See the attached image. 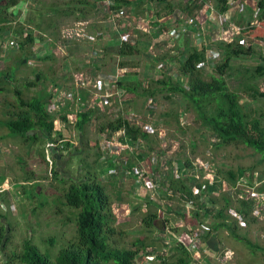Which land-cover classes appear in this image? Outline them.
I'll use <instances>...</instances> for the list:
<instances>
[{
  "label": "rangeland",
  "instance_id": "1",
  "mask_svg": "<svg viewBox=\"0 0 264 264\" xmlns=\"http://www.w3.org/2000/svg\"><path fill=\"white\" fill-rule=\"evenodd\" d=\"M30 1L28 0L24 6L18 4L13 9V13L18 14V11L22 9L20 16L23 18L25 9L26 11L29 8L39 10L45 8V6L42 7L44 3L55 2L63 9L66 8L65 5L74 6L73 3L76 2V0ZM230 1L234 5L229 13L219 14L215 4L205 3L212 8L200 6L194 17L196 25H186L190 28L183 37L168 39L167 35L162 37V34H159V37L153 38L151 45L139 44L137 53L131 57L119 59L110 49L114 46L109 47L104 55L95 54L103 51L100 47L104 43L107 45L108 41L102 40L100 46L97 45L99 47L95 46L94 50H91V47L82 41L87 39H74L72 30L69 29L78 28L81 23L74 25L72 18L64 17L57 20L59 35L55 37L56 40L49 36L52 30L39 32L33 25L24 26V33L31 32L35 40L32 45L20 47L17 44V36L13 34L14 28H17L16 25L13 24V28H8L9 24L2 20L7 16L9 19L10 11H2L0 17L2 18L0 20V224L6 229V239H3L0 246V262L11 260L10 264H18L15 256L21 252L23 241L26 239H29L40 252L47 253L53 259L62 249L75 242L76 211L65 205L64 195L71 181H79L85 171L86 162L93 169L95 167L98 179L102 180L112 201L111 212L115 217V245L129 248L137 238H144L145 243H151L150 247L145 249L150 254L137 258L135 264H161L157 256L164 258L167 262H175L178 258L174 255V246L177 242L189 244L193 234L197 237L198 244L197 249L191 251L193 258L191 264H264V198H261L264 197V190H262L264 159L259 152L240 144L220 146L216 138L210 135L209 130L195 122V116L186 113L180 102H176L175 97L168 92L155 96L152 100L155 106L152 105V101H150L151 104L146 103L148 102L146 100L150 98L128 94L127 102L122 109L117 104L119 112L116 111L115 114V110L108 108L109 111L105 114L106 119L109 120L119 117L121 110L135 115L138 122L130 123L139 126L144 133L149 134V141L152 142L149 147L145 141H140L141 145L137 147L140 150L139 155H134L137 154V150L131 153L134 146L125 143H120L118 148L113 147L114 149L109 151L107 146H112L111 142L113 145L118 144L117 140L122 132H116L112 139L105 140L106 136L98 133L96 119L95 124L89 123L83 131L78 130L75 127L74 111H77V108L73 109L66 100L69 95L66 90L73 78H81L84 75L86 77V74L91 77L90 73L93 70L114 73L116 69L122 68L120 65L122 61L127 62L131 70L130 79L139 82L142 89L151 87L149 81L159 78V72L155 73L149 62V57L153 54H170L173 63L165 62L171 68H168L169 70L164 74L167 77L177 74L179 77L182 59L178 56V51L183 52V49H187V45L191 41L193 43L198 35L200 41L203 43L204 40L208 45L216 41L223 31H228V36L232 35L233 39L241 36L242 40L259 46L260 42L256 39L260 38V41H264V20L258 17L256 0ZM107 2L109 3L110 0H105V3ZM4 3L0 0V5ZM99 6L101 5L95 4L92 10L93 16L85 26L91 22L92 31L108 33L109 38H106L109 41L111 39L110 42L119 38L117 31L121 33L126 28L130 32L131 30L135 32L134 25L137 23L141 31H146L149 29L150 22L156 19L150 13L148 18L143 16L144 18L135 20V16L125 9L127 11L125 22H129L122 25L123 27L119 24L114 27L104 18L103 13L106 15L109 13L107 8L104 9L107 6H102L104 8L101 10ZM248 6L254 11L252 21L250 20L253 23L250 22L249 25L243 21L250 18V12L246 10ZM182 13L175 18L176 21L173 22L175 27L183 26L187 14ZM202 17L207 19L206 22L200 23ZM111 18L115 17L110 15ZM159 20L168 24L169 18ZM76 31L84 32L83 29ZM247 36L250 38H244ZM63 37L68 42H64ZM160 41L164 44L156 49L154 44ZM121 44L120 41L119 45ZM210 54H208V60L214 58V53ZM47 56L51 58L44 59ZM23 58H26V63L21 62ZM219 62L216 63L214 60L213 65H208V68L215 67ZM260 62L259 56L233 61L232 79L227 82L229 87L237 88L240 82L248 77V71H254ZM11 71L14 72L13 79L7 80L3 73ZM36 74L40 77L38 81L35 79ZM256 83L259 87L263 85L264 77L257 79ZM14 90L21 92V99L25 101L43 97L45 94L52 96V100L48 103L54 100L55 108L48 107L51 104H46L45 110L51 111L49 116L54 118L55 131H59L64 140L70 141V145L61 150L62 155H59L57 159L54 160L52 153H49L47 146L52 144L46 143L41 132H36L39 138L37 141L27 142L19 137L10 136L8 130L1 125L11 118L13 112H17L18 98ZM75 90L74 85L71 93ZM167 97L171 100H166ZM85 100L88 104L95 101L91 95H87ZM244 101H247V98H244ZM255 106L259 114L264 112V100H260ZM176 113L182 115L179 118L180 125L174 117ZM98 114V116L102 115L99 112ZM64 115L69 116V122L63 121ZM99 121L106 122L103 116ZM54 136L56 137L55 133ZM72 147L79 148L70 150ZM102 150L108 152L107 157L95 163L97 151L102 153ZM119 157L123 160L130 158L134 163L128 169L130 171H126V177L122 182L119 171L124 164L119 161ZM237 167L246 170L244 171L246 176L238 177L235 185H232L228 171L235 172ZM53 169L59 171L58 179L53 177ZM184 170L186 175L183 178L190 177L189 186L197 195L201 194L198 185L204 186L202 182L207 180L205 173H211L208 175L211 181L206 182L209 185L217 183L216 190H207L209 195L202 196L201 202L209 205L207 211L211 214L223 206L222 196L228 195L227 198L231 203L228 206L230 221L237 220V234L246 236L255 247L234 239L224 228L216 232L217 239H211L213 242H204L201 234L204 233L205 224L202 223V216L200 219L197 218V208L194 203L182 199L180 194H173L170 191L165 193L168 190L165 187H169L175 178L181 177ZM148 194L149 197L146 196ZM209 196L213 197V202L208 199ZM242 199L252 204V213L248 220H241L236 213V207L239 208L237 200ZM151 202L158 204L160 208ZM149 211H156L158 214L159 220L156 221V226L157 223L161 224L160 220H165V223L170 222V225L178 232L162 230L159 227L143 229L141 218ZM200 212H202L201 209Z\"/></svg>",
  "mask_w": 264,
  "mask_h": 264
},
{
  "label": "trees",
  "instance_id": "2",
  "mask_svg": "<svg viewBox=\"0 0 264 264\" xmlns=\"http://www.w3.org/2000/svg\"><path fill=\"white\" fill-rule=\"evenodd\" d=\"M1 1L5 3L0 5V17L4 10L10 11V16L9 19L7 16L3 19L0 18V20L6 21L9 24L8 28H13V24L16 25L17 28H14L13 34L17 36V44L20 47L34 43L35 39L31 32L28 30L30 33H24V26L28 25H33L39 32L52 30L49 36L53 37V40H56L59 35L57 33V20L60 17L72 18L73 24L84 23L85 32L93 34V36L96 35L97 32L92 31V24L89 23L88 26H85V24L93 16L92 10L95 8V4L98 3L103 6L105 3V0H76L75 3L71 2L74 6L65 5L66 8L63 9L55 2L44 3L42 7L45 6V8L39 10L29 8L26 11L25 9L26 13L21 18L22 9L18 11V14H14L13 9L18 4L24 6L28 0ZM29 2L31 1L29 0ZM110 2L113 5L109 8L114 13H117L122 8V11L125 13L127 11L131 12L136 19L148 18L150 17V13L156 17L155 21L150 22L149 29L146 31H141L138 25L135 26L134 33L137 36V38L133 37L135 41L130 36L126 42L121 41L122 44L117 47L115 52L119 58L133 56L138 52L137 48L139 44L145 46L151 45L153 38L158 37L159 34H162V37L167 35L168 39H173V37L177 39V36L178 38L183 37L190 27H187L186 32H181L182 27L174 26L173 22L176 21L175 17L177 13L183 12L188 17H193L199 10V8L195 10L197 3L185 4L183 0H110ZM205 2L215 4L216 11L219 14L227 13L232 8V4H230L232 1L230 0H205ZM256 2L257 9L259 10L258 17L260 20H264V0H256ZM246 10L250 12V18L243 20L249 25L254 16V11L250 6ZM171 15L174 16V19H169L168 24L166 22H159V19L167 18ZM244 38L249 39L250 36ZM242 39L241 36H238L231 43L222 42L217 39L206 45V42L203 40L202 43L199 36H197L194 39L195 42L193 41L192 43L191 41L187 45V49H183V52L178 51V56L182 59L179 77L177 74H173L172 77H167L164 74L171 68V66H167L165 63L167 61L172 62L170 54L151 56L149 57L150 65L160 73L158 79L149 81L151 87L142 89L140 83L135 81L134 84H129L128 86H123V83H119L118 87L128 94L150 98L151 101L154 100L156 95L168 92L175 97L176 102H180L179 104L185 109L186 113L195 116V122L199 123L202 128L209 130L210 135L216 138L220 146L225 147L240 144L259 152L264 159V112H260L259 114L255 106L257 102L264 100V84L259 87L256 83L257 79L264 77V53L253 43L251 45L241 44L240 41ZM132 41L135 43H130ZM64 42H68V40L64 39ZM160 44H164V42L160 41L158 44H154V46L156 47ZM210 53H214V58L208 60V54ZM256 56H259V59H261L258 67L252 72L248 71V77L244 78L237 88L231 89L227 82L232 79V62ZM49 58L51 56H47L44 59ZM214 60H216V63L217 61L220 62L215 67L211 66L208 68V65H213ZM21 62L26 63V58H23ZM120 65L124 67L127 65V62L122 61ZM3 75H5L7 80H12L14 72L3 73ZM38 77L36 74L35 79L37 81L40 79ZM14 92L18 98L17 112H13L11 118L1 125L8 130L10 136L19 137L27 142L37 141L39 138L36 132H41L46 143L52 144L51 146H47L49 153H52L51 156L54 160L57 159L59 155H62L61 150L70 145V141L64 140L60 132H55L54 118L49 116L45 110V105L52 100V96L45 94L43 97L39 96L25 101L21 99V92L16 90ZM244 98H247V101H244ZM166 100H171V98L167 97ZM153 102L152 105L155 106ZM95 114L96 111L94 110H86L84 113H79L75 127L83 131L84 127L91 123L92 118H94L93 122L95 123L96 119L98 123V133L104 134L107 138L115 132L123 131L118 141L129 146H134L132 152L138 151L134 155L140 154V150L137 149L141 145L140 141H145L149 147L152 144L149 141V134L144 133L139 126L127 122L123 117L117 116L113 120L105 119L106 122H102L99 121L101 117H97ZM181 116L178 113L174 114L178 125H180L179 118ZM63 121L68 122L66 118H63ZM109 147L113 148V146ZM78 148L72 147L70 150ZM106 154L108 155L107 151H103L102 153L97 151L94 162L97 163ZM118 159L124 164L119 171L120 181L122 182L124 177H126V171L129 172L130 170L128 169L134 163L131 162L130 158L123 160L119 157ZM188 164L190 165L191 163ZM84 165L85 171H83L81 178L77 182L71 181L72 183L65 190L64 195L65 205L76 211L75 242L62 249L58 256L55 257L56 259H53L47 253L40 252L29 239H26L23 241L21 252L15 256L18 264H135L137 258L150 254L145 249L150 247L151 243H145L144 238H137L129 248L115 245V217L111 212L112 201L106 192L105 186L102 184V180L98 179L95 167L93 169L86 162ZM244 171L246 170L240 167H237L235 172L229 170L230 183L235 185L238 177L246 176V172ZM52 172L53 177L58 179L59 171L53 169ZM185 175L184 170L181 177L175 178L169 187H165L168 189L165 193L170 191L173 194H180L182 199H187V202L194 203L197 208V218L200 219L202 216V223L205 224L203 227L204 233L201 234L204 242H213L211 239H217L215 236L216 232L224 228L234 239L255 247L246 236H239L237 234V220L230 221L231 217L228 216V206L231 203L230 199L227 198L228 195L222 196L223 206H220V208L214 210L211 214L209 213L210 211H207V206L209 205L201 202L202 196L209 195L207 190H216L217 183L209 185L206 182L207 180L203 181L204 186L202 184L198 185L201 194L197 195L191 186H189L190 177L183 178ZM262 190H264V187ZM208 199H211L212 202L214 201L211 196ZM237 201L239 202V208L236 207L237 211L235 210L238 213L237 216L241 220H248L252 213V204H249L244 199ZM151 203L160 208L158 204ZM200 209L202 212H200ZM157 220H159V217L156 211H149L141 218V227L143 229L159 227L162 230L178 232V230L170 225V222L165 223V220H160L161 224L157 223L156 226ZM5 233L6 229L0 224V246L3 239H6ZM191 248L192 244L186 245L182 242H177L173 249L175 251L174 255L178 259L175 262H167L164 258L157 256L158 261L161 264H191L193 262ZM10 261L0 262V264H10Z\"/></svg>",
  "mask_w": 264,
  "mask_h": 264
},
{
  "label": "crops",
  "instance_id": "3",
  "mask_svg": "<svg viewBox=\"0 0 264 264\" xmlns=\"http://www.w3.org/2000/svg\"><path fill=\"white\" fill-rule=\"evenodd\" d=\"M180 1H182V0H180ZM196 1H198V0H183V2L185 3V4H191V3H197V6H196V9L195 10H198V8L201 6V5H204V6H207L209 9H211L212 7L211 6H208V5H206L205 3V0H201L199 3L198 2H196ZM104 6V5H103ZM100 8V10H101V8H104V7H102V5L101 6H99ZM206 7V8H207ZM107 7H105L104 9H106ZM107 10H108V8H107ZM108 12H109V10H108ZM230 11H228V13H229ZM105 16H104V18L106 19V22H110L109 24H112L114 27H116V26H118V24L119 25H121V27H123L126 23H128V22H125L124 20H122V19H120V18H117L116 16H115V18H111L110 19V15H109V13H107V15H106V13H103ZM107 17V18H106ZM195 16H193V18H194ZM239 17V16H238ZM135 20H136V17H135ZM206 18H201V20H200V23H203V22H206ZM120 21H121V23H120ZM244 21V20H243ZM87 22H89V20L87 21ZM91 23V22H90ZM77 24V23H76ZM74 25H75V23H74ZM73 25V26H74ZM123 25V26H122ZM136 25H139L138 23L137 24H135L134 25V28H136L135 26ZM123 32H125L124 34H123V32H121L120 33V31H117V34L119 35V38L118 39H115V40H113V42H110L111 41V39H110V41H109V34L108 33H104V32H97V34L96 35H94L93 36V34H90L91 36H93V38H94V40H82L83 42H86L87 44H88V46H90L91 47V50H94V47L95 46H97V45H99L100 46V42L103 40V41H108L109 43H107V45L104 43L103 44V46H101L100 48H101V50H103V51H101V52H98V53H95V54H106V52H107V50L109 49V47H111V46H114V48H110L113 52H112V54H114L116 57H118V59H119V56H117L116 54H115V52H116V49H117V47H119V43H120V41H122L121 40V38H120V36L122 37V36H124V35H127L128 37L127 38H130V37H136L137 38V36H135V33L131 30V32L130 31H128L126 28L124 29V30H122ZM130 36V37H129ZM215 36H217L216 34H215ZM106 37H108V38H106ZM159 37V36H158ZM105 39V40H104ZM120 39V40H119ZM133 40L135 41V39L133 38ZM256 40H258L257 42H260L259 43V46L258 45H256V47L257 48H260L262 51H263V53H264V41H260V38H258V39H256ZM134 41H132V42H130V43H133ZM78 43V42H77ZM135 43V42H134ZM109 45V46H108ZM87 46V47H88ZM99 46H97V47H99ZM161 46H163V44H160V45H157L156 46V49H158L159 47H161ZM87 47H85V48H87ZM90 49V48H89ZM153 56H163V54H153ZM128 65V64H127ZM127 65H125L124 67H122L121 69L119 68V69H116L115 71H114V73H105V72H102L101 70H93L90 74H91V77H90V75H87L86 74V78H88V79H92V80H95V79H97L98 77H103V75H105V77L106 78H112V79H114L113 81H111V82H107V83H105V85H106V87H104V89L101 91V92H97V94H95L94 93V91L93 90H91V89H87V90H79V91H77V90H75V92L74 93H71V90H72V88H74V85H75V79L73 78L72 79V82H71V84L69 85V88H68V90H66V91H68L67 93H69V95L68 96H75V99L74 100H72V101H67L68 103H70L71 104V106H73V109L74 108H77V111L76 110H74L75 111V114H76V117H75V123H77V115L79 114V113H84L86 110H90V111H96V114H95V116H97V117H101V116H103V118L104 119H106V111H109V109L108 108H111L110 110H115L114 112H115V114H116V111L120 108V109H122L123 107H124V103L125 102H127V99H128V93H126V92H124L123 90H121L119 87H118V85H119V83H123V86L124 85H129V84H134V81H133V79L131 78H129V75L131 74V70L128 68V66ZM134 69V68H133ZM112 70H114V69H112ZM152 70L155 72V73H158L159 71H157L156 70V68H152ZM93 73V74H92ZM133 74V73H132ZM160 74V73H159ZM158 77H159V75H158ZM109 83H111V84H109ZM140 86H141V84H140ZM142 88V87H141ZM76 93H77V96H76ZM87 95H91V96H93V99L95 100L93 103H90V104H88L87 103V101L85 100V97L87 96ZM96 95H99V99L96 97ZM105 97H107V98H105ZM146 101H148V102H146V103H148V104H150V99L149 100H146ZM54 100L51 102V103H48V104H51V105H47L48 107H51V108H55V105H54ZM117 104H118V106H119V108H117ZM56 107H58V106H56ZM59 108V107H58ZM101 108V109H100ZM100 109V110H99ZM103 111V112H102ZM46 112H47V114L49 115V114H51V111H49L48 109H46ZM98 112L99 113H102V115H100V116H98L99 114H98ZM117 112H119V111H117ZM128 113H130V114H132L131 112H128V111H125V110H121L120 111V114H119V116L120 117H122V115H124V114H128ZM133 115V114H132ZM113 117H114V115H112ZM134 116V118H135V120L136 119H138L135 115H133ZM116 117V116H115ZM64 118H66L67 120H68V118H69V116L67 117L66 115H64ZM107 120H109V119H107ZM94 118H92V120H91V123H93V124H95L94 122ZM69 122V121H68ZM67 123V122H66ZM55 125V124H54ZM55 130V129H54ZM55 132H59V131H55ZM119 132V131H118ZM120 132H122V134H123V131H120ZM116 133V132H115ZM115 133H113V134H111V136L109 137L110 139H112V137L114 136V134ZM109 138H107L106 137V139L105 140H107V139H109ZM109 139V140H110ZM118 139H119V137H118ZM118 141V140H117ZM109 142V141H108ZM121 142H119L118 141V144H120ZM112 146H113V143L111 142L110 143ZM105 146H107V145H105ZM109 147V146H108ZM107 147V149L110 151L111 150V148L109 147L108 148ZM127 149V148H126ZM125 149V150H126ZM102 152H103V150H102ZM131 153H133L132 151H131ZM107 157V154H106V156H104V157H101L99 160H101L102 158H106ZM110 159V158H109ZM99 162V161H98ZM146 196H148L149 197V194L148 195H146Z\"/></svg>",
  "mask_w": 264,
  "mask_h": 264
},
{
  "label": "built area",
  "instance_id": "4",
  "mask_svg": "<svg viewBox=\"0 0 264 264\" xmlns=\"http://www.w3.org/2000/svg\"><path fill=\"white\" fill-rule=\"evenodd\" d=\"M201 0H198V1H196V2H200ZM230 4H232V6L234 5V3L233 2H230ZM107 6V8H108V10H109V13H110V15H113L114 17L116 16L117 18H120V19H122V20H126L127 19V16H126V14H125V12L124 11H122V8H121V10H119L117 13H114L113 11H111V9L109 8L111 5H113V4H111V2H107V3H104V6ZM181 13L182 12H178L177 13V15H176V17H179L180 15H181ZM117 14V15H116ZM183 14V13H182ZM175 17V18H176ZM218 17L219 18H221L222 20H225L221 15H218ZM169 19H174V16H169L168 17ZM182 20H184V19H182ZM77 24H80V23H77ZM194 26V25H196V22H195V19L193 18V17H188L187 15L185 16V20H184V23H183V26H182V30H181V32H186V29H187V26ZM78 29H83L84 30V32L83 31H76V30H78ZM69 30H72V37H75L74 39H77V38H83V39H87V40H94V38H93V36H91L90 34H87L86 32H85V29H84V23H81L79 26H78V28H73V29H69ZM67 32V31H66ZM228 31H223L222 33H221V35L219 36V38H218V40L219 41H224V42H226V43H231L232 42V40H233V38H232V35L231 36H228ZM199 36V35H198ZM128 36L127 35H124V36H122V37H120L121 38V40H122V42H126L127 40H128V38H127ZM64 38V37H63ZM65 39V38H64ZM230 40V41H229ZM240 43L241 44H246V45H251L252 43H248V42H246V41H244V40H241L240 41ZM114 79H112V78H106L105 77V75H103V77H98L97 79H95V80H92V79H88V78H86L85 77V75H84V77H81V78H76L75 79V89L77 90V91H79V90H87V89H91V90H93L94 91V93L95 94H97V92H101L103 89H104V87H106V85H105V83H107V82H111V81H113ZM109 84H111V83H109ZM76 96H77V93H76ZM78 97V96H77ZM96 97L99 99L100 97H99V95H96ZM105 98H107V97H105ZM75 99V96H68L67 98H66V100L67 101H72V100H74ZM76 100V99H75ZM122 117H123V119L124 120H126L127 122H134V121H136V122H138V119H136L135 120V118H134V116L132 115V114H130V113H128V114H124V115H122ZM146 126V125H145ZM118 145L119 144H116V145H113V147H116V148H118ZM112 149H114V148H112ZM208 175H211V173L210 172H206L205 173V177H206V179L207 180H210L209 178H208ZM211 181V180H210ZM259 198V197H258ZM261 198H264L263 196L261 197ZM261 198H259V199H261ZM262 200V199H261ZM263 201V200H262ZM193 238V239H192ZM191 239H190V243L189 244H192V248H191V251L194 249H197V247H196V245L198 244V239H197V237L196 236H194V234H193V237H192ZM189 244H187V245H189Z\"/></svg>",
  "mask_w": 264,
  "mask_h": 264
}]
</instances>
